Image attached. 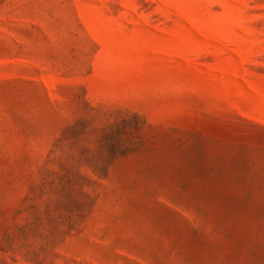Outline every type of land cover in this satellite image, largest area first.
I'll list each match as a JSON object with an SVG mask.
<instances>
[{"label": "rangeland", "instance_id": "374dc122", "mask_svg": "<svg viewBox=\"0 0 264 264\" xmlns=\"http://www.w3.org/2000/svg\"><path fill=\"white\" fill-rule=\"evenodd\" d=\"M0 264H264V0H0Z\"/></svg>", "mask_w": 264, "mask_h": 264}]
</instances>
